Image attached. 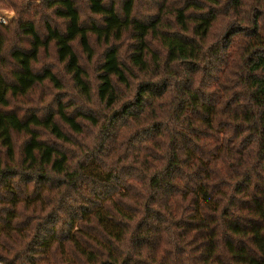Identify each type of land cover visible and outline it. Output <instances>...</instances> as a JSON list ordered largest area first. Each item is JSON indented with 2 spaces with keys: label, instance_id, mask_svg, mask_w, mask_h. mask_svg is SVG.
<instances>
[{
  "label": "trees",
  "instance_id": "trees-1",
  "mask_svg": "<svg viewBox=\"0 0 264 264\" xmlns=\"http://www.w3.org/2000/svg\"><path fill=\"white\" fill-rule=\"evenodd\" d=\"M88 4L100 23L76 0H44L42 32L20 1L0 23V262L264 264V0H183L173 22L166 3ZM92 36L108 45L95 85L74 46L92 60ZM52 43L99 109L26 106L63 89L38 66Z\"/></svg>",
  "mask_w": 264,
  "mask_h": 264
},
{
  "label": "rangeland",
  "instance_id": "rangeland-1",
  "mask_svg": "<svg viewBox=\"0 0 264 264\" xmlns=\"http://www.w3.org/2000/svg\"><path fill=\"white\" fill-rule=\"evenodd\" d=\"M16 1L18 2V4L19 1L23 2V4L25 5L22 6L23 8L31 6L34 9V12L32 13L31 17L32 19L37 21L39 32L44 31L43 24L39 23V21L45 16L41 15L40 13L35 14L36 9L43 6L44 0H0V16L6 19V22L2 24L10 26L14 24L13 22L18 15V9H16V6L14 5ZM122 1L123 0H106V3L113 2L117 5V8L120 10ZM76 2L81 11L83 23L86 24L90 22H101V16L94 14L90 11L88 0H76ZM182 2L183 0H135L134 15L140 18H149L158 12V8L161 4L166 3L167 10L164 11V18L169 22H173L174 16L171 14V12L173 11V8L182 5ZM226 14L227 11L224 10L221 15L222 18H226ZM48 15L51 16V19L55 22L58 27L64 28L65 22L63 19L54 16L51 10L47 12V16ZM225 21L218 24L217 28L219 29L224 26ZM217 38L218 37L214 35L210 38L209 42L213 44H219ZM91 40L92 46L95 50L94 57L92 60H89L87 58V55L83 52V50L78 44L74 46L76 48V52L80 57L81 64L86 70L88 80L93 85H95L97 67L98 64L102 62L103 54L108 48V45L102 41L97 40L94 36L91 37ZM131 44L132 40L128 36H125L120 42L118 41L117 43L120 50L121 59L124 62H128L126 56L131 51ZM152 46L156 49L158 48V45L154 42ZM38 66H49L53 68L62 79L63 89L56 88L53 84L49 82L44 83L34 90L33 96L31 97L33 98V103L31 105L29 103L26 106H37L39 109L42 110V112L54 111L57 108L58 102L60 100H63L68 101L74 106H78L83 109L92 108L93 110H97L100 108V106L96 103L97 100L94 95L93 102L87 103V101L78 94L75 86L73 85L72 79H70V77L65 73L63 69V64L58 60L56 48L54 47L53 43L50 45L49 49L46 52H42ZM18 140L21 143L23 137H20ZM23 214L25 218L27 216V213L24 212ZM0 264L4 263L0 262Z\"/></svg>",
  "mask_w": 264,
  "mask_h": 264
},
{
  "label": "built area",
  "instance_id": "built-area-1",
  "mask_svg": "<svg viewBox=\"0 0 264 264\" xmlns=\"http://www.w3.org/2000/svg\"><path fill=\"white\" fill-rule=\"evenodd\" d=\"M5 22H6V19L0 16V23H5Z\"/></svg>",
  "mask_w": 264,
  "mask_h": 264
}]
</instances>
